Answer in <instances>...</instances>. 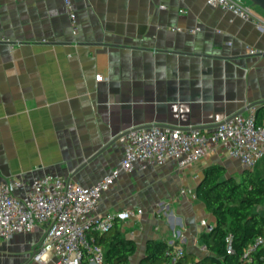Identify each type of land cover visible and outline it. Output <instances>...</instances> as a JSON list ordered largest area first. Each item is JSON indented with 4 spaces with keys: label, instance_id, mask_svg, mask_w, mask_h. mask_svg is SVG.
I'll return each instance as SVG.
<instances>
[{
    "label": "crops",
    "instance_id": "crops-1",
    "mask_svg": "<svg viewBox=\"0 0 264 264\" xmlns=\"http://www.w3.org/2000/svg\"><path fill=\"white\" fill-rule=\"evenodd\" d=\"M72 4L75 33L63 0H0V181L57 174L89 186L119 164L123 142L75 170L132 128L209 132L258 100L264 113V28L207 0ZM227 158L242 171L216 150L185 168L168 161L122 172L102 192L100 212H134L115 220L134 244L129 264H142L156 241H180L187 263L210 253L200 221L215 217L196 189L210 165L235 172ZM44 229L1 241L0 264H39L31 258Z\"/></svg>",
    "mask_w": 264,
    "mask_h": 264
},
{
    "label": "built area",
    "instance_id": "built-area-1",
    "mask_svg": "<svg viewBox=\"0 0 264 264\" xmlns=\"http://www.w3.org/2000/svg\"><path fill=\"white\" fill-rule=\"evenodd\" d=\"M207 3L248 20L257 28H264V19L242 0H207ZM63 4L75 33L72 0H63ZM173 30L196 31L180 27ZM95 79L100 81L102 76ZM120 140L123 154L119 164L89 186L57 174H44L30 181L22 178L0 181V242L44 224L42 240L31 258L33 261L42 264L52 258L53 264H107L104 250L94 241L93 234L108 232L118 215L129 216L134 212H100L98 203L102 192L110 188L122 172L143 171L148 166H161L168 161L185 168L216 150L237 159L242 168L248 170L264 162V119L257 120L254 107L223 120L209 132L199 127L151 126L132 128ZM200 223L206 232L213 229V224L204 219ZM167 244L165 264H182L185 254L182 243ZM256 248L264 250V236L254 238L243 250L242 260H249ZM232 252L231 235H228L226 253Z\"/></svg>",
    "mask_w": 264,
    "mask_h": 264
},
{
    "label": "trees",
    "instance_id": "trees-1",
    "mask_svg": "<svg viewBox=\"0 0 264 264\" xmlns=\"http://www.w3.org/2000/svg\"><path fill=\"white\" fill-rule=\"evenodd\" d=\"M257 112V120H263L264 113L259 115ZM263 165L261 161L253 170L242 171L239 180L227 175L223 165L213 164L204 170L196 196L204 203L206 211L215 217L213 229L203 231L201 235L210 253L192 263L183 261L184 254L182 264H264L262 248L252 251L249 260H242L243 250L256 236H264V215L254 211L264 200ZM112 228L102 234L95 233L94 241L102 246L107 264H129L134 244L115 223ZM228 235H231V254L226 253ZM168 248L169 245L162 241L152 243L142 264H165Z\"/></svg>",
    "mask_w": 264,
    "mask_h": 264
},
{
    "label": "water",
    "instance_id": "water-1",
    "mask_svg": "<svg viewBox=\"0 0 264 264\" xmlns=\"http://www.w3.org/2000/svg\"><path fill=\"white\" fill-rule=\"evenodd\" d=\"M248 2L253 5L258 7L260 10L264 11V0H248ZM262 103V100H258L255 102L250 103L247 106V109H250L251 107H254L256 104H260ZM258 108H255V110L257 111ZM241 113V112H240ZM231 118V117H230ZM229 119V118H228ZM217 125V124H216ZM126 132H124L123 134L116 136L114 138H112L107 144H105L104 146H102V148H100L97 152H95L92 156H90L88 159H86L75 171H78L79 169H81L82 167H84L86 164H88L93 158H95L98 154H100L103 150H105L107 147H109L111 144L115 143L116 141H118L122 135H124Z\"/></svg>",
    "mask_w": 264,
    "mask_h": 264
},
{
    "label": "rangeland",
    "instance_id": "rangeland-1",
    "mask_svg": "<svg viewBox=\"0 0 264 264\" xmlns=\"http://www.w3.org/2000/svg\"><path fill=\"white\" fill-rule=\"evenodd\" d=\"M247 2H248V0H245V3H247ZM259 10H260V9H259ZM226 160H227L228 164L231 163L230 165H231V167H232V168L234 169V171H235V172L230 173L231 175L228 174V173H227V175L232 176L235 180H239V179H240L241 171L239 170V167H238L237 163H236L233 159H229V158H227ZM229 160H230V162H229ZM263 166H264V165H263ZM262 170L264 171V167H263ZM255 171H257V169H255ZM254 211H256V212L259 213V214L264 215V200L262 201L261 204L257 205V206L254 208Z\"/></svg>",
    "mask_w": 264,
    "mask_h": 264
},
{
    "label": "flooded vegetation",
    "instance_id": "flooded-vegetation-1",
    "mask_svg": "<svg viewBox=\"0 0 264 264\" xmlns=\"http://www.w3.org/2000/svg\"><path fill=\"white\" fill-rule=\"evenodd\" d=\"M245 170H248V169H246V168H242V171H245ZM242 171H241V172H242Z\"/></svg>",
    "mask_w": 264,
    "mask_h": 264
}]
</instances>
